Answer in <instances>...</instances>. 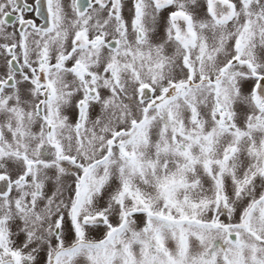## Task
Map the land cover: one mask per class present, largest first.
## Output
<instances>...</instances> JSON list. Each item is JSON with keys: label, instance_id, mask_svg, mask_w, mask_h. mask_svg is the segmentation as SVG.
<instances>
[{"label": "snow or ice", "instance_id": "obj_1", "mask_svg": "<svg viewBox=\"0 0 264 264\" xmlns=\"http://www.w3.org/2000/svg\"><path fill=\"white\" fill-rule=\"evenodd\" d=\"M46 7L0 0V264H264V0Z\"/></svg>", "mask_w": 264, "mask_h": 264}, {"label": "flooded vegetation", "instance_id": "obj_2", "mask_svg": "<svg viewBox=\"0 0 264 264\" xmlns=\"http://www.w3.org/2000/svg\"><path fill=\"white\" fill-rule=\"evenodd\" d=\"M25 2H27L34 10L30 11V12H26L25 18L26 19H31L33 20L37 26L43 25L44 24V18L47 15V7H46V0H40L41 3V7L39 8V13L35 10L36 9V0H19V3L21 5H23ZM9 11H11V9H9ZM18 15V13L13 12L11 14L10 20H11V24L15 26V31L17 32V34L19 33V25L16 22V16ZM9 30H12V28L10 27Z\"/></svg>", "mask_w": 264, "mask_h": 264}]
</instances>
